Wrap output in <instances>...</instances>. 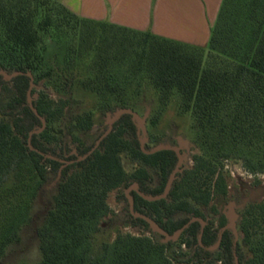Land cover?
<instances>
[{
  "label": "trees",
  "instance_id": "1",
  "mask_svg": "<svg viewBox=\"0 0 264 264\" xmlns=\"http://www.w3.org/2000/svg\"><path fill=\"white\" fill-rule=\"evenodd\" d=\"M61 51L68 68L80 62L86 71L80 85L97 96L104 113L134 110L128 94L138 96L147 84L159 98L154 125L174 100L181 115H191L199 151L165 198L149 201L132 190L130 208L131 186L161 196L178 164L175 151L147 153L154 148L143 143L133 115L77 146L94 126L93 113L75 112L71 98L55 103L42 92L31 99L32 85L42 81L72 93L67 75L62 80L48 63ZM0 70L21 73L0 74V89L8 92L0 119V260L20 242L41 192L53 182L57 192L35 229L41 254L35 264H264V201L243 207L235 226L221 211L229 202L227 160H242L249 174L264 172V0H223L208 51L80 17L60 0H0ZM118 74L123 80H114ZM113 192L126 203L124 222L152 236H118L98 255L94 242ZM141 216L170 236L194 218L203 222L168 240ZM175 247L185 252L167 255Z\"/></svg>",
  "mask_w": 264,
  "mask_h": 264
},
{
  "label": "rangeland",
  "instance_id": "2",
  "mask_svg": "<svg viewBox=\"0 0 264 264\" xmlns=\"http://www.w3.org/2000/svg\"><path fill=\"white\" fill-rule=\"evenodd\" d=\"M203 48L208 51V45ZM48 63L50 66H55L58 68L59 72L63 73V76L59 77H62V80L64 78V73L67 75L66 77L72 82V93L69 96L63 92H58L54 86L48 84L46 81H42L39 85H33L32 90L34 89V95H31V99H37L42 92L55 103H61L71 98L74 101H72V108L75 112L82 114L91 111L94 116V126L89 136L80 134V143H75V141L70 138V146L74 149L75 145L78 146L82 142L90 143L109 131L111 120L116 113H104L101 111L98 108L97 96L81 87L80 83L86 71L81 68L80 62L76 61L74 65L68 68L67 63L65 62L64 64V51H61L60 58H58L57 61L53 60ZM114 80L121 81L123 77L118 74V76L116 75L114 77ZM128 95L130 99H132L131 102L134 109L128 110L136 114L135 118L143 130L141 133L143 143L145 145H151L154 149L161 146L176 147L182 154V166L187 168L192 167L193 155L199 150L196 148L193 141L191 115H181L178 111L176 101L174 100L160 116L158 123L154 125L152 121L159 113V98L157 92L146 84L141 89L138 96L133 95V93H129ZM7 101L8 92L0 89V119L4 117L3 113ZM151 141H153V143ZM53 145L57 146L58 144L54 142ZM125 164L128 169L131 168L127 160ZM224 164V169L228 177L229 202L221 211H226L231 226H235V223L239 220V213L243 207H246L252 201H264V172L249 174L244 168L243 161L239 159H229ZM56 192L57 186L53 182H49L45 186L41 192L40 198L35 204L31 221L26 223L21 231L20 242L9 247L7 257L1 259L0 264H35L40 260L39 239L35 234V229L37 226L44 223L46 211L51 206L52 198ZM108 203L111 209L110 213L103 219L101 224L103 231L97 235L94 242L96 254L101 255L103 253V245L105 243H113L118 236H152V233L132 227L124 222L127 209L126 203L119 199L117 192H113L110 195ZM216 219H218V216H216ZM183 252H185L184 248L181 250L179 247H175L174 250L167 252V255L171 254V256L175 255L178 257ZM246 252L248 253L247 249Z\"/></svg>",
  "mask_w": 264,
  "mask_h": 264
},
{
  "label": "crops",
  "instance_id": "3",
  "mask_svg": "<svg viewBox=\"0 0 264 264\" xmlns=\"http://www.w3.org/2000/svg\"><path fill=\"white\" fill-rule=\"evenodd\" d=\"M80 17L206 47L223 0H60Z\"/></svg>",
  "mask_w": 264,
  "mask_h": 264
},
{
  "label": "water",
  "instance_id": "4",
  "mask_svg": "<svg viewBox=\"0 0 264 264\" xmlns=\"http://www.w3.org/2000/svg\"><path fill=\"white\" fill-rule=\"evenodd\" d=\"M0 74L1 75H3L6 79H12V78H14V77H16V76H18L19 74H21V73H13V74H8V73H6V72H4V71H1L0 70ZM30 75V74H29ZM33 86V85H32ZM29 97H30V92H29ZM30 107H31V109L35 112V114L37 115V116H39V114H38V112H37V110L35 109V107H34V105L30 102ZM124 114H131V115H133L134 117L136 116V114L133 112V111H131V110H128V109H125V110H121V111H119L118 113H116V115L112 118V120H111V123H110V129H109V131H108V133L111 131V129H112V125L122 116V115H124ZM41 118V117H40ZM41 120L43 121V123H44V120L41 118ZM107 133V134H108ZM106 134V135H107ZM106 135H104V136H106ZM103 136V137H104ZM102 137V138H103ZM102 138L99 140V142L102 140ZM97 148V146L89 153V155L95 150ZM163 150H172V151H175L176 152V154H177V156H178V164H177V166H176V168H175V170H174V172L171 174V176H170V178H169V180H168V183H167V185H166V188H165V192H164V194L163 195H161V196H158V197H148L147 195H145V194H143L142 192H140L139 190H138V188H137V186L136 185H133V186H131L128 190H127V196L129 197V193L132 191V190H135V191H137L144 199H146V200H149V201H154V200H159V199H162V198H165L169 193H170V190H171V188H172V186H173V183H174V181H175V179H176V175H177V173L180 171V169H181V166H182V160H183V158H182V154H181V152H180V150L178 149V148H176V147H172V146H161V147H157V148H155V149H153L152 151H150V152H147L148 154H154V153H157V152H160V151H163ZM129 202H130V208H131V210H133V208H134V205H133V200L129 197ZM136 216H138V215H136ZM143 219H145L149 224H150V226H151V228L153 229V230H155L156 232H158V233H160L161 235H163L164 237H166L168 240H171V239H176L177 238V236L178 235H180L183 231H184V229L185 228H187L188 226H189V224H191V223H193V222H196V221H202L201 219H199V218H194V219H192L187 225H185L182 229H180L179 231H178V233H177V236H170L167 232H165L155 221H153V220H151V219H149V218H147V217H145V216H141ZM203 222V221H202Z\"/></svg>",
  "mask_w": 264,
  "mask_h": 264
},
{
  "label": "built area",
  "instance_id": "5",
  "mask_svg": "<svg viewBox=\"0 0 264 264\" xmlns=\"http://www.w3.org/2000/svg\"><path fill=\"white\" fill-rule=\"evenodd\" d=\"M224 214H225V216L227 217V213H226V212H224Z\"/></svg>",
  "mask_w": 264,
  "mask_h": 264
},
{
  "label": "flooded vegetation",
  "instance_id": "6",
  "mask_svg": "<svg viewBox=\"0 0 264 264\" xmlns=\"http://www.w3.org/2000/svg\"><path fill=\"white\" fill-rule=\"evenodd\" d=\"M226 212L225 210L223 211V213Z\"/></svg>",
  "mask_w": 264,
  "mask_h": 264
}]
</instances>
